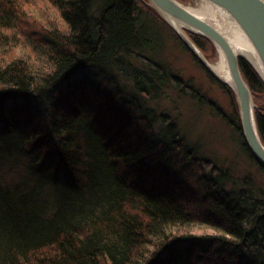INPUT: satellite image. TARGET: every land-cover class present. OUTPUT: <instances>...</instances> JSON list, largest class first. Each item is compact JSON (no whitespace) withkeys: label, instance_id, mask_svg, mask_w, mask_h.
<instances>
[{"label":"trees","instance_id":"16d2710c","mask_svg":"<svg viewBox=\"0 0 264 264\" xmlns=\"http://www.w3.org/2000/svg\"><path fill=\"white\" fill-rule=\"evenodd\" d=\"M46 1L0 0V172L21 174L0 183V264H264V193L155 127L148 102L178 78L143 55L148 0ZM239 62L264 144V82Z\"/></svg>","mask_w":264,"mask_h":264},{"label":"rangeland","instance_id":"374dc122","mask_svg":"<svg viewBox=\"0 0 264 264\" xmlns=\"http://www.w3.org/2000/svg\"><path fill=\"white\" fill-rule=\"evenodd\" d=\"M177 1L186 7H194L199 0ZM97 2L95 1L96 7ZM46 4V0H39L36 6ZM146 5L159 14L162 23H157L158 26L153 29V32H156L155 46L143 55L158 63L167 75L178 78L164 86L157 100L148 102V108L155 116V127H161L164 124L161 120L162 116H165L166 122H174L179 132L190 144L199 149L202 156L211 159L220 169L228 171L233 181L241 183L247 180L255 192L264 193L263 169L244 150L243 141L236 127V118L240 119V108L233 89L202 64L199 57L179 35V31L161 16L149 0ZM53 15L51 13L50 17ZM189 33L191 32H187V36L191 40ZM202 54L205 56L204 53ZM207 55L208 57L205 56V58L210 62L218 60L219 53L214 44L213 48H209ZM11 56L18 57L19 53H12L9 57ZM129 61L143 69L140 61L132 59ZM79 75H82V72ZM257 75L259 76L258 73ZM189 87L199 92L206 99V103L201 104L194 99L189 93L191 90ZM254 104L256 111L260 107L255 100ZM119 129L117 134L119 133V138L124 139L123 142L129 141L134 135L133 132L124 134L122 127ZM19 170L18 165L10 163L0 172V183H12L18 180V176L21 175L18 173Z\"/></svg>","mask_w":264,"mask_h":264},{"label":"water","instance_id":"95a60500","mask_svg":"<svg viewBox=\"0 0 264 264\" xmlns=\"http://www.w3.org/2000/svg\"><path fill=\"white\" fill-rule=\"evenodd\" d=\"M158 10L161 16L174 28L169 19H172L185 28V32H191L211 41L216 48L220 47L225 54L229 72L233 81V91L238 99L240 108V120L243 137L246 144L256 159L257 163L264 168V144L259 136L255 104L252 92L243 79L240 70V59L246 60L259 74L264 82V78L250 61L235 54L226 40L206 21L200 19L195 13L190 11L177 0H149ZM227 12L240 26L252 46L254 47L264 71V0H206ZM177 30V29H176ZM178 31V30H177ZM187 46L197 55L202 64L207 66V59L188 36L178 32Z\"/></svg>","mask_w":264,"mask_h":264},{"label":"bare ground","instance_id":"6f19581e","mask_svg":"<svg viewBox=\"0 0 264 264\" xmlns=\"http://www.w3.org/2000/svg\"><path fill=\"white\" fill-rule=\"evenodd\" d=\"M200 19L210 24L226 40L235 54L242 56L251 62L260 75L264 78V71L258 55L251 42L234 19L224 10L206 0H199L194 7H188ZM169 22L183 35L187 36L184 26L169 19ZM219 58L217 61H208L210 71L220 78L228 87H233V81L229 72L227 59L220 47H217Z\"/></svg>","mask_w":264,"mask_h":264}]
</instances>
